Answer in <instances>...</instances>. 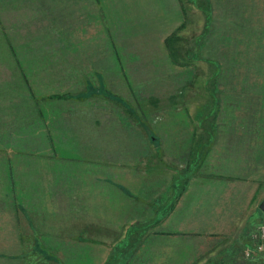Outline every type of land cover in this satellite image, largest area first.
Here are the masks:
<instances>
[{"label":"crops","instance_id":"crops-1","mask_svg":"<svg viewBox=\"0 0 264 264\" xmlns=\"http://www.w3.org/2000/svg\"><path fill=\"white\" fill-rule=\"evenodd\" d=\"M198 19L237 68L236 105L190 126L181 186L155 176L127 82ZM263 198L264 0H0V264H264Z\"/></svg>","mask_w":264,"mask_h":264},{"label":"rangeland","instance_id":"rangeland-1","mask_svg":"<svg viewBox=\"0 0 264 264\" xmlns=\"http://www.w3.org/2000/svg\"><path fill=\"white\" fill-rule=\"evenodd\" d=\"M191 26L193 25L191 24ZM210 29L205 34L204 23L198 19L195 32L197 35H194L195 42L192 40V32L191 34H188L187 31L181 32V42H185V47L181 50L176 49V40L179 36L170 30V35L166 36L169 50L163 56L159 54L158 59L149 60L145 66L129 67L133 81H131L132 83L127 82V87L129 86L134 92V101L139 104V101L142 100V103H147L150 108L148 116L150 143L154 144V149H156L153 152L150 146V160L153 157H160L162 162H159L161 165L158 164L159 166L152 168L156 169L155 176H163L161 173L165 166L168 172L173 170L175 174L176 172L181 174V186L186 183L189 164L191 169L195 165L193 154H191L193 148L189 146L192 140L189 133L195 134V131H190L189 129H192L190 126L198 120L204 122L211 119L213 122H219L224 116L218 113L219 109L223 106L233 107L236 105L232 79L235 77V73H238L237 68L227 65L230 61H227L226 58L222 59L219 50L221 36L219 33L217 34L216 25ZM190 62L193 66H189ZM224 77H227L229 83H224ZM188 79H191L190 84ZM101 83V87L104 89L117 93L126 90L125 84L120 83L121 88H116L114 84ZM90 85L96 91H105L100 89L98 83ZM117 85L119 84L117 83ZM227 86L232 88L228 90V93ZM232 96L233 98H231ZM192 106L196 107L194 108L196 111L191 109ZM178 108L183 109L180 111ZM205 110L211 111L212 114L205 115ZM224 118L226 119L227 116L225 115ZM180 123L184 124L182 128L186 130L180 133L185 145L177 147L173 145V139L176 138L174 136L176 132L179 134L178 125ZM173 128L177 130L174 131ZM206 149L198 147L197 156L201 155V150L205 152ZM157 160V158L154 159L155 162ZM154 181H157L161 186L164 184L160 178Z\"/></svg>","mask_w":264,"mask_h":264},{"label":"water","instance_id":"water-1","mask_svg":"<svg viewBox=\"0 0 264 264\" xmlns=\"http://www.w3.org/2000/svg\"><path fill=\"white\" fill-rule=\"evenodd\" d=\"M260 209L261 210H263L264 211V198H263V200L261 201V203H260Z\"/></svg>","mask_w":264,"mask_h":264},{"label":"built area","instance_id":"built-area-1","mask_svg":"<svg viewBox=\"0 0 264 264\" xmlns=\"http://www.w3.org/2000/svg\"><path fill=\"white\" fill-rule=\"evenodd\" d=\"M262 246H259L258 248L260 249Z\"/></svg>","mask_w":264,"mask_h":264},{"label":"trees","instance_id":"trees-1","mask_svg":"<svg viewBox=\"0 0 264 264\" xmlns=\"http://www.w3.org/2000/svg\"><path fill=\"white\" fill-rule=\"evenodd\" d=\"M167 44H169V42H167Z\"/></svg>","mask_w":264,"mask_h":264}]
</instances>
